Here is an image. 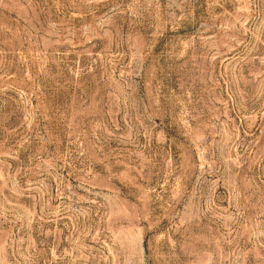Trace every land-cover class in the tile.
Returning a JSON list of instances; mask_svg holds the SVG:
<instances>
[{
    "label": "rangeland",
    "instance_id": "obj_1",
    "mask_svg": "<svg viewBox=\"0 0 264 264\" xmlns=\"http://www.w3.org/2000/svg\"><path fill=\"white\" fill-rule=\"evenodd\" d=\"M0 264H264V0H0Z\"/></svg>",
    "mask_w": 264,
    "mask_h": 264
}]
</instances>
